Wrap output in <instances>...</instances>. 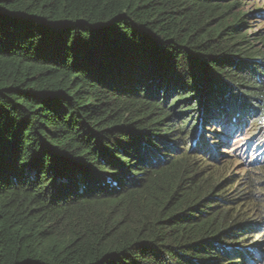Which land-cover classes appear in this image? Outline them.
I'll use <instances>...</instances> for the list:
<instances>
[{"label":"trees","instance_id":"trees-1","mask_svg":"<svg viewBox=\"0 0 264 264\" xmlns=\"http://www.w3.org/2000/svg\"><path fill=\"white\" fill-rule=\"evenodd\" d=\"M258 4L0 0V264H264Z\"/></svg>","mask_w":264,"mask_h":264},{"label":"rangeland","instance_id":"rangeland-1","mask_svg":"<svg viewBox=\"0 0 264 264\" xmlns=\"http://www.w3.org/2000/svg\"><path fill=\"white\" fill-rule=\"evenodd\" d=\"M258 6L261 7L262 10H264V4L263 5L258 4ZM247 8H249V6H247ZM260 27H263L264 29V22L257 27L256 24H253L251 31L255 32L256 30L260 29ZM251 123L252 122H250L249 125L250 129L248 128L247 125L246 130L242 131V133L239 135V137L237 138V143L234 145L232 149L230 148L228 150H225L226 148L223 147L222 150L220 151L221 153L227 154L226 155L227 157L222 158L220 160V163H222L225 160H231L229 163H227L226 170L221 171L220 173L221 176H225V178H229L230 176H232V179L235 178V180H238L243 175L244 170L247 171L246 167L248 168L249 166L248 163L249 162L252 163L254 160H259L260 163H262V165L264 166V139L263 140L261 139L259 143H257V147L255 148V150L252 149L253 143H255V139L254 138L252 139L250 136L254 135V131L257 128V124L255 122H253V124ZM207 142L212 143V141H210L209 138H207ZM231 184L233 185L230 188V190H233L232 192L237 191L239 188L244 186L243 181H239L237 185H234L233 182H231ZM245 191H247V188H245ZM248 208H249L248 206L242 207L244 212H246ZM255 239L258 240V242H260L261 240L258 237ZM250 242L247 244H250Z\"/></svg>","mask_w":264,"mask_h":264}]
</instances>
